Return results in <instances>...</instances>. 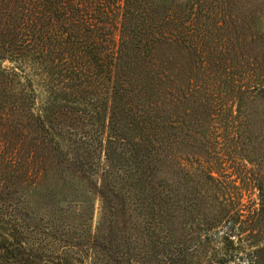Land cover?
<instances>
[{
	"label": "trees",
	"instance_id": "1",
	"mask_svg": "<svg viewBox=\"0 0 264 264\" xmlns=\"http://www.w3.org/2000/svg\"><path fill=\"white\" fill-rule=\"evenodd\" d=\"M242 225L264 264V0H0V264H225Z\"/></svg>",
	"mask_w": 264,
	"mask_h": 264
},
{
	"label": "rangeland",
	"instance_id": "2",
	"mask_svg": "<svg viewBox=\"0 0 264 264\" xmlns=\"http://www.w3.org/2000/svg\"><path fill=\"white\" fill-rule=\"evenodd\" d=\"M115 38H117V32L115 31ZM25 74L29 75L33 81L36 95H37V105L41 106L44 100L46 99V91L48 87L46 86V82L40 76L36 75L32 70L26 69ZM242 176V175H241ZM236 185L240 186L241 191V202L244 205L246 210H254L257 208L258 199L256 197L257 191L256 189L248 183L236 182ZM94 217H93V225L96 224L99 216V204L98 201L95 203L94 208ZM250 229H247L246 225H242V228H238L235 230V234L230 237L233 242H225L223 250L228 252V259L225 264H245L248 260V251L257 246L253 243V238L249 233ZM256 230H252L255 232ZM263 239L260 242L264 243V229H262ZM224 243V242H223ZM259 244V243H258ZM222 246V243H220Z\"/></svg>",
	"mask_w": 264,
	"mask_h": 264
}]
</instances>
